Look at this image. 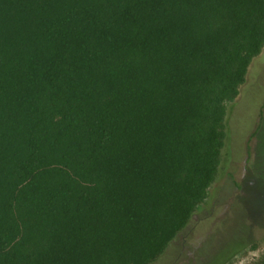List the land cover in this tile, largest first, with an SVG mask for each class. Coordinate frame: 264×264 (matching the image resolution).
I'll return each instance as SVG.
<instances>
[{
  "label": "trees",
  "instance_id": "obj_1",
  "mask_svg": "<svg viewBox=\"0 0 264 264\" xmlns=\"http://www.w3.org/2000/svg\"><path fill=\"white\" fill-rule=\"evenodd\" d=\"M263 46L264 0H0V264L160 258Z\"/></svg>",
  "mask_w": 264,
  "mask_h": 264
},
{
  "label": "rangeland",
  "instance_id": "obj_2",
  "mask_svg": "<svg viewBox=\"0 0 264 264\" xmlns=\"http://www.w3.org/2000/svg\"><path fill=\"white\" fill-rule=\"evenodd\" d=\"M226 110L220 163L207 196L151 264H252L264 257V46Z\"/></svg>",
  "mask_w": 264,
  "mask_h": 264
}]
</instances>
